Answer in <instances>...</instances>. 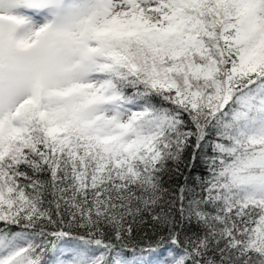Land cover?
<instances>
[{
  "label": "snow or ice",
  "instance_id": "6c2138e0",
  "mask_svg": "<svg viewBox=\"0 0 264 264\" xmlns=\"http://www.w3.org/2000/svg\"><path fill=\"white\" fill-rule=\"evenodd\" d=\"M0 264H264V0H0Z\"/></svg>",
  "mask_w": 264,
  "mask_h": 264
}]
</instances>
